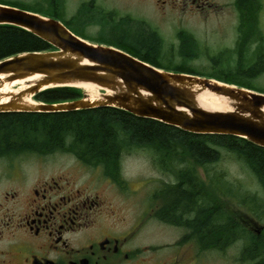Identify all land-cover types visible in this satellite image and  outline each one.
<instances>
[{
	"label": "flooded vegetation",
	"instance_id": "1",
	"mask_svg": "<svg viewBox=\"0 0 264 264\" xmlns=\"http://www.w3.org/2000/svg\"><path fill=\"white\" fill-rule=\"evenodd\" d=\"M135 1L150 6L160 19H200L220 45L206 49L208 60L235 62L234 67L242 62L254 76L264 75V0ZM88 2L104 11L98 0ZM109 13L119 16L117 29L126 37L152 34L164 44L161 25H153L142 11L137 16ZM84 31L75 35L91 41ZM177 35L180 41L197 42L185 30ZM132 151L110 150L114 159L108 167L88 165L68 149L0 156V264H212L209 167H198L201 181L192 180L191 166L177 167L171 182L152 187L142 210L141 179L132 180L125 170ZM186 167L191 171L184 176L179 169ZM169 193L184 198L176 196L166 204ZM182 200L187 207L181 206ZM237 218L251 235H264V226L254 218ZM149 225L170 230L175 239L165 244L146 241ZM234 244H239V262L257 264L243 259L247 241Z\"/></svg>",
	"mask_w": 264,
	"mask_h": 264
},
{
	"label": "trees",
	"instance_id": "2",
	"mask_svg": "<svg viewBox=\"0 0 264 264\" xmlns=\"http://www.w3.org/2000/svg\"><path fill=\"white\" fill-rule=\"evenodd\" d=\"M62 2V0H49L46 8L53 18L61 22H63L62 19L64 20ZM4 5L27 7L18 2ZM86 10L87 5H83L78 14L67 22L76 25L80 33L84 25L77 23ZM119 32L121 36L118 43L109 46L126 50L130 55L154 67L176 73L214 78L224 83L264 93L253 83L258 78L254 76V70L247 69L242 62L231 68L227 64L226 69L205 75L208 73L187 67L186 62L180 65H170L165 62L163 60L164 45L156 36L149 34L139 39L132 35L126 37L122 31ZM181 42V55L185 59H195L199 49L197 42L188 38L181 39ZM141 48L142 55L139 50ZM50 50L54 48L30 32L16 26L0 25V61L21 53ZM81 97L80 89L58 88L42 92L35 96L34 100L52 104L73 101ZM133 147L154 151L158 159L155 164L164 171L174 172L177 167L191 166L194 181L202 180L199 177V166L209 167L207 171L212 183L209 195L211 250L225 251L242 239L248 244L243 259L257 260V264H264V235L258 237L251 235L232 213H229L226 208L224 211L222 209L224 204L216 191H226V196H233L240 201L241 205L248 206L253 213L262 211L263 198L258 194H245L232 181L222 178L220 174L210 173V166L219 163L223 153L226 152L250 171L264 193V148L234 136L189 134L161 122L141 119L113 108L61 113H0V156L47 154L68 149L88 165L108 167L114 159V155L109 153L110 150L133 149ZM179 170L184 176L191 171L188 167ZM180 193L167 194L168 199L165 203L172 204V198L176 196L184 198ZM180 202L183 203L181 204L183 208L187 207V201ZM198 202L196 201V204Z\"/></svg>",
	"mask_w": 264,
	"mask_h": 264
},
{
	"label": "water",
	"instance_id": "3",
	"mask_svg": "<svg viewBox=\"0 0 264 264\" xmlns=\"http://www.w3.org/2000/svg\"><path fill=\"white\" fill-rule=\"evenodd\" d=\"M0 25L19 27L54 48L0 61V113L113 108L189 134L234 136L264 148V93L154 67L113 46L82 39L56 18L21 8L0 4ZM15 83L25 88L3 92ZM58 88L80 89L82 97L52 104L34 100Z\"/></svg>",
	"mask_w": 264,
	"mask_h": 264
},
{
	"label": "rangeland",
	"instance_id": "4",
	"mask_svg": "<svg viewBox=\"0 0 264 264\" xmlns=\"http://www.w3.org/2000/svg\"><path fill=\"white\" fill-rule=\"evenodd\" d=\"M64 9V24L73 32L78 34L76 25L67 22L73 16L78 14V11L83 4L87 5V10L80 17L78 25H84V34L88 33L92 36L91 41L93 43H99L104 45H114L118 43L121 33L117 29L121 23L119 16L116 17L110 12L116 11L119 13H125L130 11L134 13V16L142 14L148 16L153 25H161L160 32L164 38V58L163 60L170 65H180L186 62L187 67L200 72L217 73L228 67H234L235 62H227L220 59L208 60L204 52L206 49H219V40L217 37H212L207 34L206 23L197 18H187L184 20L177 19L176 16L170 15L166 19H160L157 14L152 10L150 6L143 3L139 4L135 0H98L102 9L108 12H104L97 6H89V0H62ZM23 3L27 7L21 9L27 10L32 13H36L46 17H52V14L48 9L49 0H0V4L8 3ZM115 14V13H114ZM136 14V15H135ZM217 18H213V22H217ZM77 21V20H76ZM87 28V29H86ZM185 30L192 33L199 43V49L197 50V57L195 59H185L180 53V36L177 34ZM80 33V32H79ZM82 34V33H81ZM226 71V70H225ZM253 83L262 89L264 92V75L259 76ZM130 157L125 163V170L127 177L132 180H138L142 186V210L144 203L150 195L149 191L154 186L158 185L159 182L169 181L171 182L174 178L172 172L164 171L155 164L156 155L155 152L146 148L133 147V151L130 152ZM158 160V159H157ZM180 168H182L180 166ZM210 173L220 174L222 178L232 181L234 185L243 190V193L250 195H257L262 197L264 201V193L259 187L256 179L250 174V171L241 163L238 162L233 156L223 153L222 160L219 163L210 166ZM130 179V180H131ZM223 184V183H221ZM223 187V185H222ZM217 196L223 202L225 208L229 213H232L236 218L238 215H246L254 218L258 222L259 226H264V208L259 213H253L250 211L248 206L241 205L240 201L233 198V196H226V191H216ZM137 197V195H133ZM230 197V198H228ZM222 205V209L224 207ZM238 219V218H237ZM259 228V227H258ZM146 241L157 244L171 243L175 239V234L170 230H166L157 226H148L145 230ZM239 244H233L221 253L218 251H211V263L212 264H243L240 261V251L238 249ZM248 264V263H247Z\"/></svg>",
	"mask_w": 264,
	"mask_h": 264
},
{
	"label": "bare ground",
	"instance_id": "5",
	"mask_svg": "<svg viewBox=\"0 0 264 264\" xmlns=\"http://www.w3.org/2000/svg\"><path fill=\"white\" fill-rule=\"evenodd\" d=\"M17 88L23 89V88H25V86L23 83H15L11 86L7 85L4 88L3 92H5V93L16 92Z\"/></svg>",
	"mask_w": 264,
	"mask_h": 264
}]
</instances>
